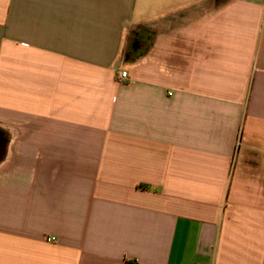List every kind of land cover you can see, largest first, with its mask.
<instances>
[{"label":"crops","instance_id":"obj_1","mask_svg":"<svg viewBox=\"0 0 264 264\" xmlns=\"http://www.w3.org/2000/svg\"><path fill=\"white\" fill-rule=\"evenodd\" d=\"M0 264H264V0H0Z\"/></svg>","mask_w":264,"mask_h":264},{"label":"built area","instance_id":"obj_2","mask_svg":"<svg viewBox=\"0 0 264 264\" xmlns=\"http://www.w3.org/2000/svg\"><path fill=\"white\" fill-rule=\"evenodd\" d=\"M127 78H128V73H127V71H122V72H120L119 75H118V80H119V81H125V80H127Z\"/></svg>","mask_w":264,"mask_h":264}]
</instances>
